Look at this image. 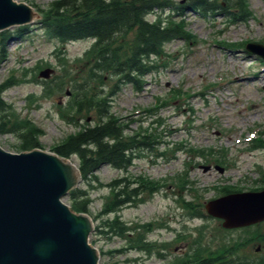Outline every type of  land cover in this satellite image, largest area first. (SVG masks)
Wrapping results in <instances>:
<instances>
[{"label": "rangeland", "instance_id": "1", "mask_svg": "<svg viewBox=\"0 0 264 264\" xmlns=\"http://www.w3.org/2000/svg\"><path fill=\"white\" fill-rule=\"evenodd\" d=\"M16 1L40 16L26 25L23 36L0 40V58L6 59L0 64V84L9 78L1 84L9 107L0 114V146L20 151L21 133L34 128L40 149L50 151L66 134L107 117L123 123L124 142L131 136L143 142L135 145L126 170L104 164L78 185L90 202L89 240L99 262L175 264L198 251L203 258L264 264V221L224 229L204 208L223 186L254 190L263 185L256 167H264V147L251 140L259 134L264 139V66L243 43L264 40V0H247L246 21L221 8L210 15L179 13L177 2L185 0H170L172 8L146 13L150 22L160 15L180 21L189 36L187 43L174 39L158 56H149L150 72L139 78L138 87L108 65L112 55L129 54L134 30L117 32L105 47L95 46L90 37L64 42L49 37L44 27L56 16L73 18L78 0H68L72 6L65 0ZM227 43L239 48L230 50ZM45 69L51 72L41 78ZM210 147L231 164L222 175L202 167L204 158L195 154ZM71 160L77 165L76 156ZM123 176L150 184L139 200L108 212L109 181ZM185 177L192 182L183 188ZM62 201L69 205L67 198Z\"/></svg>", "mask_w": 264, "mask_h": 264}, {"label": "water", "instance_id": "2", "mask_svg": "<svg viewBox=\"0 0 264 264\" xmlns=\"http://www.w3.org/2000/svg\"><path fill=\"white\" fill-rule=\"evenodd\" d=\"M33 15L26 4L0 0V29ZM251 47L264 58V47ZM78 181V170L64 158L0 148V264H98L99 251L88 244L91 217L60 200ZM206 207L226 227L251 223L264 219V190L222 197Z\"/></svg>", "mask_w": 264, "mask_h": 264}, {"label": "trees", "instance_id": "3", "mask_svg": "<svg viewBox=\"0 0 264 264\" xmlns=\"http://www.w3.org/2000/svg\"><path fill=\"white\" fill-rule=\"evenodd\" d=\"M75 6L78 13L73 18L58 17L54 23L49 25V32L60 39H76L94 36L98 44L103 47L111 44L117 32L128 29H135L133 38L134 45L132 53L123 59L113 57L109 64L112 67L120 68L127 74L142 75L144 71V56L150 53L158 54L161 45L173 38L184 37V26L180 23L170 21L162 24L160 21L148 22L144 19L146 13L158 7L164 9L171 7L169 0H78ZM68 6L74 2L64 1ZM67 6V7H68ZM66 7V8H67ZM226 8L225 12L234 19H247L249 6L247 0H186L184 4H177V9L182 12L189 9L199 14L207 15L216 8ZM61 8V7H60ZM65 8V9H66ZM184 34V36H183ZM5 111V103L0 97V112ZM119 127L114 121H108L93 128L85 129L79 134L68 137L62 144L54 147V150L61 156L68 157L77 154L79 157V168L83 178L92 175L94 170L101 164L108 163L115 167L124 168L129 163V156H126L125 147L119 139ZM23 147L36 146L37 139L32 131L21 134ZM113 138L112 143L106 141ZM121 180L113 184L114 199L112 206H120L129 200L125 195V189L121 188ZM119 185L116 187V185ZM135 196L136 190L131 189ZM83 195V191L73 189L68 194L71 206L78 211H87V200H77ZM130 196V198H132ZM120 230L121 226L116 227ZM218 255V254H217ZM174 263V262H173ZM172 263V264H173ZM175 264H239L236 261H223L222 257L211 256L203 258L198 251H194L187 258Z\"/></svg>", "mask_w": 264, "mask_h": 264}]
</instances>
